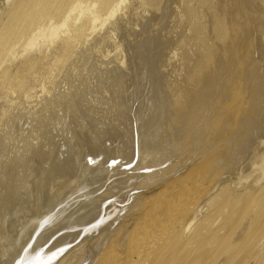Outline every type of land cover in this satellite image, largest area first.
Masks as SVG:
<instances>
[{"label": "bare ground", "instance_id": "1", "mask_svg": "<svg viewBox=\"0 0 264 264\" xmlns=\"http://www.w3.org/2000/svg\"><path fill=\"white\" fill-rule=\"evenodd\" d=\"M261 14L264 0H17L0 15V264H186V254L194 250H188L184 232L197 220V210L191 218L189 211L201 197L194 200L185 190L178 195L173 184L189 186L198 163L201 170L194 176L202 180L220 178V173L212 178V171L229 170L233 160L241 161L243 178L254 174L255 166L264 173L262 113L254 120L256 111L254 116L246 110L254 119L236 125L249 101L261 100L255 109L263 111L264 51H258L259 64L252 54L255 44L248 45L255 34L252 23L264 36ZM148 75L150 104L143 101V90L140 103L152 113L139 110L150 114L146 119L144 112L143 130L138 120L143 112L138 118L132 100ZM224 124L229 133L224 129L227 136L219 143L230 148L222 153L225 146L216 147L211 132ZM210 143L221 155H210L209 145L210 158L203 157ZM202 147L206 161L192 163L198 152L191 151L192 157L187 150ZM121 154L127 164H120L122 158L116 163ZM186 155L188 165L196 166L188 173L189 184L188 176H181L185 170L175 175L179 159L181 169H190ZM177 157L178 167L170 169L184 177L180 185L165 174ZM102 159L117 167H104ZM134 160L142 162L133 166L142 171L140 178L171 164L163 173L171 175L167 180L175 188L169 187L178 196L162 190L166 196L156 199L167 177L161 170L154 172L161 171L160 188L156 180L139 182L135 169L128 179L125 166ZM216 180L211 188L219 187ZM146 182L158 188L151 187L155 201L144 195L149 204L139 198L153 185ZM193 187L202 199L215 190ZM216 191L208 202L216 200ZM140 201L146 211L137 206ZM90 233L99 236L82 242ZM193 241L195 248L202 244ZM193 257L199 264L202 258Z\"/></svg>", "mask_w": 264, "mask_h": 264}, {"label": "rangeland", "instance_id": "2", "mask_svg": "<svg viewBox=\"0 0 264 264\" xmlns=\"http://www.w3.org/2000/svg\"><path fill=\"white\" fill-rule=\"evenodd\" d=\"M17 0H0V15L1 16H3L4 14H5V12H7L10 8H11V6L13 5V3L14 2H16ZM5 11V12H4ZM4 12V13H3ZM3 14V15H2ZM261 15H262V17H261ZM259 17L261 18V20H260V18L258 17V16H255V18L257 17V19H259L260 21H262V20H264V14H261ZM0 16V17H1ZM254 18V17H253ZM263 18V19H262ZM255 21H257L256 19H255ZM254 24H256V23H252L251 24V26H250V31L252 30L255 34H252V39L254 40V42H252V41H250L251 39H248V45L251 47V45L250 44H255L254 46L252 45V47H253V49H254V51L253 50H251V51H253L252 52V54L254 55L253 56V58H254V61L255 62H259V64H261V60L263 61V56H262V58H260V54L261 55H263L262 54V52H261V50H263L264 51V49H263V47L261 48V46H263V42H264V36L262 35V32H260L259 31V29H257V24L254 26ZM253 26V27H252ZM251 27L252 28H254V29H251ZM251 31V32H252ZM262 31V30H261ZM264 31V30H263ZM252 32V33H253ZM258 32V33H257ZM259 32L261 33V35L259 34ZM262 37V39H261V37ZM257 36H259L258 38H257ZM257 39H260V40H258L257 41ZM259 41H260V44H257V43H259ZM263 41V42H262ZM250 42H252V43H250ZM261 42L263 43L262 45H261ZM259 45V46H258ZM259 47V48H258ZM259 50H258V49ZM256 49V50H255ZM261 49V50H260ZM258 51H260L259 53L260 54H258ZM256 52V53H255ZM264 53V52H263ZM264 68V67H263ZM259 71V70H258ZM263 72H264V69H263ZM260 74V73H259ZM259 74L258 73H256V75H258L259 76ZM150 76V78H149V80H151L152 81V77H151V75H148V76H146L145 77V80H146V82L148 83L147 84V86H146V82H144V81H141V82H143V84L141 83V85H140V87H139V89H140V91L138 90L137 91V94H136V96L137 97H134L135 98V101H133L132 100V103L136 106V109H138V110H136L135 109V106L134 107H132L135 111H136V114H137V116H138V111L139 110H141V109H143L144 108V110L145 111H148V113L150 112V114L152 113L151 111H152V109H151V107H150V105H148V104H150V100L149 101H147L148 99H150V98H148V96H151V93L149 94V92L148 91H150L151 92V90H150V84H152V83H150V81L149 80H147L148 79V77ZM149 81V82H148ZM153 82V81H152ZM145 84V85H144ZM145 86V87H144ZM145 88V89H144ZM147 88H149L148 90H146ZM142 90L143 91H146L145 93L147 94V96H145V98L146 99H142L144 102L146 101V102H148V104L146 103H142L143 104V106L141 105V103H140V101L142 102V100H141V96H143L142 94L144 93H142ZM138 92H140V94L138 93ZM149 94V95H148ZM140 95V96H139ZM140 98H139V97ZM148 98V99H147ZM140 99V100H139ZM240 99V98H239ZM241 99H243L244 100V98H241ZM252 99H254V97H252ZM152 101V100H151ZM248 101V100H247ZM259 101H261V100H258V102ZM263 101H264V99H263ZM140 104H139V103ZM252 102H253V105H250V104H252ZM258 102H255V101H249L248 103H250L249 105L246 103V105H247V107L249 106H252L253 108H251V109H247V107H246V109H244V111H243V109H242V111L238 114L239 115V117H238V115H237V120H236V125H238V124H241V123H243V124H245L247 121L248 122H250L251 120H253L254 118V120H256V117L258 118L259 116L261 117V115H262V117L261 118H263L264 117V105L262 104L261 105V107L263 106V111H262V108H261V112L259 111V114H258V110H259V108H260V105L258 106L257 104H258ZM264 103V102H263ZM261 104V103H260ZM131 105V106H132ZM139 105H141V106H139ZM147 105V106H146ZM255 105H256V109H258V110H256L255 109ZM138 106L140 107V109L138 108ZM259 108H258V107ZM148 107H150V109L148 108ZM242 107H244V106H242ZM248 107V108H249ZM147 109H149V110H147ZM256 111V116H255V111ZM144 110H142V112H143V114H142V116L141 117H143L142 119H140L139 118V116H138V120H140V124L139 125H141L142 123H141V121L143 120V119H147L148 118V116H150V114H148V113H146ZM246 110H248V113H250V115L252 114L253 115V113H254V118H252V116H250L248 113H245V112H247ZM251 110H252V113H251ZM250 111V112H249ZM254 111V112H253ZM141 111H139V115H141V113H142ZM146 113V116H145V113ZM262 113V114H261ZM261 114V115H260ZM259 115V116H258ZM144 116H145V118H144ZM243 116H246V117H244L243 118ZM250 116V117H249ZM241 117V118H240ZM247 117H249V119H251L250 121L248 120V118ZM240 118V120L238 121V119ZM247 118V119H246ZM145 119V120H146ZM244 119V120H243ZM145 120H143V122H144V124L146 123L145 122ZM232 120L234 121V118H233V116H232ZM246 120V121H245ZM245 121V122H244ZM254 122V121H253ZM143 125V124H142ZM142 125H141V128L144 130V127H142ZM226 124H224V125H222L221 127H220V131H222V133L219 131V128L218 129H215L216 131H214V133L213 132H211V137H212V135H213V137L214 136H216L215 137V140L217 139V144H216V147L217 146H220V145H218V144H221V147L222 146H225L224 148H222L221 149V147L219 148L218 147V152L220 151V149H221V151L222 150H224V149H226L225 150V152L226 151H228V147L230 148V146H227V148H226V145L223 143H219L220 142V140H221V142L225 139V137L227 136V134L226 133H229V132H227L229 129H227L228 128V126H227V128H225L224 126H225ZM242 125V124H241ZM144 126V125H143ZM145 126H146V124H145ZM223 128V129H222ZM260 128V127H259ZM226 130V133L224 132L225 130ZM143 130H140L141 132L143 131ZM224 130V131H223ZM231 130V129H230ZM239 131H243L242 130V128L239 130ZM144 132V131H143ZM216 132V133H215ZM220 132V134H219V136H217L218 135V133ZM140 135H141V133H139ZM143 134V133H142ZM216 134V135H215ZM224 134V137L222 136V135ZM255 135V134H254ZM253 135V136H254ZM139 136V135H138ZM144 136V134L142 135V136H140L139 137V140H140V138L141 137H143ZM220 139V140H219ZM223 139V140H222ZM141 145H142V143H141ZM209 145H212L213 146V148H214V150L212 151V146H211V153H213V154H211L210 152H208L209 151ZM216 147L214 146V144L213 143H210V144H207V146L205 147L206 149H203L204 147H202V148H195L196 150L197 149H203L202 151H204L205 152V154H204V152H202L201 150L199 151V150H195V151H193V149H188L187 150V153L186 154H191L192 152H198V154L200 155L201 153H203L204 154V156H203V154L202 155H200V156H198V154H197V156H196V154H194V153H192L193 155H194V158L193 159H191L192 161H194V159L197 157L198 159H196L194 162H192V163H195L196 161L197 162H199V160L201 161V160H203L204 158H207L208 156H207V152L208 153H210V155H214V154H219L220 153V155H221V152H219V153H216L217 152V150H216ZM207 148H208V150H207ZM244 148H247V146H245L244 145ZM263 148V147H262ZM242 149V148H241ZM240 149V150H241ZM230 150V149H229ZM240 150H238V152L240 153V154H244V153H241L240 152ZM189 151V152H188ZM192 151V152H191ZM231 151H232V149H231ZM230 152V151H229ZM228 152V153H229ZM222 153H224V151H222ZM227 153V154H228ZM231 153V152H230ZM230 153L228 154V155H230ZM123 154V153H122ZM122 154H121V157L120 158H118L117 159V161H116V163H118L119 161H120V159L122 158H124V155L122 156ZM192 154H191V156H192ZM209 155V156H210ZM187 156V155H186ZM204 158H203V157ZM207 156V157H206ZM217 156V155H216ZM216 156H211L213 159L214 158H216ZM225 156H227V155H225ZM193 157V156H192ZM191 157V158H192ZM200 157H202V158H200ZM187 158H189V159H187ZM208 158H210V157H208ZM207 158V159H208ZM103 160L104 159H102V162H101V164H104L105 162H103ZM139 160V159H138ZM138 160H134V161H136V163L134 164V162H133V164L132 165H127V166H125L126 168H128V170L131 168L132 170L133 169H135L134 167H135V165L136 164H138ZM180 160V162H178ZM178 160V157L176 158V160H175V162H174V164L172 165V166H170V165H168L167 164V167H166V169L168 168V166H170L168 169H169V171L168 172H166L165 171V174H169V173H171V175L173 174L171 171L173 170V172H174V170L178 167V165H179V167H178V169H176V171H175V175H177V174H179V173H181L182 172V170H185V171H183V173L185 172H187L188 170V172L186 173V174H184L183 175V173H181V176H188V173H190L191 175H192V173L190 172V171H192L193 172V174L195 175V174H197V173H195V172H199V171H197L199 168H201V167H199V168H197L198 166H199V163L198 164H195V165H197V167L196 166H191V165H188V160L190 161V157H186V159H185V161L187 162V165L190 167V169H187V167L185 168V169H181V167L183 166V164H182V162H181V159H179ZM205 160V159H204ZM203 160V161H204ZM105 161V160H104ZM123 161H126V163L125 164H127V160H121L119 163L120 164H122L123 163ZM183 161H184V158H183ZM202 161V162H203ZM206 161V160H205ZM176 162H178V163H176ZM202 162H200V166H202L201 165V163ZM118 163V164H119ZM140 163H142V162H140ZM139 163V164H140ZM192 163H189V164H192ZM232 163H233V165H232ZM97 164H99V166H100V163H97ZM115 163H111V164H109L110 165V167H112V165H113V167L115 166V165H117V164H115ZM138 164V165H139ZM166 164V163H165ZM178 164V165H177ZM203 164V163H202ZM241 161L240 160H235V162H234V160L230 163V165L229 166H233V167H229V170L227 169V166L225 167V169L224 170H222L221 172H217V171H212V172H214V173H211V177L212 178H215V176H213L215 173V175H217V173H220L219 175H221L220 176V178L218 177V179H217V177H216V179L217 180H219V181H217L216 179V182L218 183L219 182V184H215V185H219V187H221L222 188V186L220 185V184H225V185H229V186H225L224 188H220V191H216V187H218V186H216V187H214V188H211L212 187V185H211V183L212 184H214L213 182H215V180H211V179H204V180H202L200 177H199V175H198V177L200 178V180H202V181H200L199 180V178L198 177H196V176H194V175H192L193 177L192 178H194V179H196L195 181H194V179H192L191 177H190V174H189V176L188 177H185V179H184V177H182V180L184 179V180H187V182H188V184L190 183L188 180H189V177L191 178L190 179V181H191V183L189 184V186L187 185V183H182V185H180L181 183H180V181L181 182H183L182 180H180L179 179V175H177V176H179V177H177V176H174V175H172V176H174L173 178L175 179V181H174V179H172V178H170V180H173L174 181V183L175 182H178L179 184L178 185H180L179 187L176 185L177 183H175V184H173L175 187H172V185H170V184H172V182L170 181H168L167 180V178L169 179V177H171V175H166L165 176V174L163 173L164 172V170H166L165 168H164V170H162V169H159V168H162L163 166L162 165H164V164H162V165H160L161 167H158L157 169H155V170H161L160 172L162 173L161 175H163L164 174V176L163 177H166L165 179H163V181H165L164 182V184L165 183H168V184H166V185H164L163 184V181L162 180H160V181H158V178L159 177H161V178H159V179H162V176H159V175H157V174H159V173H154L155 172V170L154 171H152V170H149V173L150 174H148L147 176L145 175V176H143V177H145V179H141V178H143V177H141L140 178V173H138V172H142V171H138L137 172V169H135V171L133 172V174L131 173L132 172V170L130 169V171H128V175L130 176H128L127 174H125L126 175V177H124L125 175H121L122 177H124V178H128V179H130L132 176L131 175H133V176H135V172H137V174L139 175V178H138V180H140L139 182H142V180H145V181H155L156 180V183H157V185H158V187L160 188V185L161 184H163V185H161L162 187H161V190H157L158 188L156 187V185H154L152 182H146L147 184H153L152 186H150V188L148 189L147 187H146V189L148 190H146L147 191V193L144 191L143 192V194L142 195H140L139 196V198L140 197H142V199L140 198V200H142V202L143 201H145L146 202V200L147 199H145L144 200V198H145V196L147 197V198H149L148 200L150 201L152 198H154L155 199V194H154V192L153 191H155V190H153L154 188L153 187H156L155 189L157 190V193L159 194H163V195H165L164 194V192L166 193V195H169V194H171V196H178V195H180L181 193L180 192H182L183 190H185V191H183V194L185 193V195H189L191 198H193L194 200H196L197 198L198 199H200V197H201V200H199L198 201V199H197V203L196 202H194V204H193V207L192 208H195L194 210L193 209H190V211H189V216H190V218H191V215H194L195 213H196V211L195 210H197V215L196 216H198L197 217V220H199L200 221V223H198L197 222V220L195 221V223H196V225H197V227H195L196 225H195V223L193 224V226L192 227H194V228H192L191 227V229L190 230H186L185 232H184V237L185 236H187V239H189V241L191 242V244H190V246H187L188 247V250L189 251H197V253L198 254H195L194 255V251L192 252L193 253V256H195V258L197 257V256H199V257H201L202 259H201V261H200V263L199 264H264V199L261 201V198L263 197L264 198V196H262L263 194H264V173H263V175H262V172L261 171H259L258 172V170H260V169H258V167L259 166H255V168H257L253 173L254 174H252V175H254V176H248V177H250L249 179H248V177H246L247 179H248V181H244V182H242L241 184H239L240 183V180H245L246 178H245V175H244V178H243V173H242V166H241ZM105 165H107V166H109L108 164H107V162L104 164V167H105ZM138 165H136V168H138L137 166ZM140 165H142V164H140ZM175 165L177 166V167H175ZM186 165V163L184 164V166ZM96 166V165H95ZM102 167H103V165H101ZM119 166V165H118ZM132 166V167H131ZM134 166V167H133ZM143 166V165H142ZM165 166V165H164ZM115 167H117V166H115ZM124 167V168H125ZM171 167H175V169H173L172 168V170L170 169ZM188 167V168H189ZM195 168L196 167V169H192V168ZM203 167V166H202ZM262 167H264V166H262ZM183 168V167H182ZM180 169V170H179ZM187 169V170H186ZM192 169V170H191ZM181 171V172H180ZM195 171V172H194ZM258 173H257V172ZM105 173H104V175L107 173V171L105 170L104 171ZM158 172V171H157ZM148 173V172H147ZM146 173V174H147ZM103 174V173H102ZM136 174V176H138ZM152 174H155V177H156V175L158 176V177H156L155 179H153L154 178V176H153V178L151 177V175ZM199 174V173H198ZM258 174V175H257ZM128 176V177H127ZM201 176V175H200ZM151 178V179H148V178ZM179 179L178 181H177V179ZM211 177H208V178H211ZM257 177V178H256ZM186 178H188V179H186ZM256 178V180H255V182H254V179ZM115 179V178H114ZM116 179H119V176L116 178ZM120 179H121V177H120ZM123 179V178H122ZM128 179H125V180H128ZM193 180V181H192ZM231 180V181H230ZM242 180V181H243ZM162 181V182H161ZM209 181H211V182H209ZM221 181H223V182H221ZM227 181V182H226ZM252 181V182H251ZM104 182V181H103ZM103 182H101L100 183V186H103L102 184H103ZM139 182H137L138 183V185H139ZM186 182V181H185ZM193 182V183H192ZM199 182H201L200 184H202L203 185V188H204V190H206L205 188L207 187V190H208V187L210 188V189H215L214 191H216L215 192V195H213V196H215V197H217V195L216 194H218V197L216 198V200L214 199V201L212 200H210V202H208V200H209V197H210V195H211V193H214V191L213 192H211L210 193V191H212V190H206L208 193H210V195H209V197H207V196H204L203 195V199H202V196L200 195H198V194H194V192H192V188H194L193 187V184H194V186H195V183H196V187L197 186H201L200 187V189H202V185H200V184H198L197 185V183H199ZM247 184H246V183ZM127 183V182H126ZM137 183H136V185H137ZM145 183V184H146ZM161 183V184H160ZM204 183V184H203ZM149 184V185H150ZM188 186V189H186V188H182V186ZM192 184V185H191ZM209 186H208V185ZM236 184V186H234ZM250 184V185H249ZM136 185H133V187H132V189H134L135 188V186ZM207 185V186H206ZM215 185H213V186H215ZM96 185H94L93 187L95 188V189H98V187L96 186ZM163 186H166L165 187V189H164V187ZM167 186H168V188H167ZM172 187V188H175V189H179L178 190V192H179V194L178 195H175V192L172 190V189H170V187ZM204 186H206V187H204ZM93 187H91V189L93 188ZM137 187V186H136ZM151 187L153 188V189H151ZM198 187V188H199ZM218 187V188H219ZM230 189H229V188ZM93 188V189H94ZM100 188V187H99ZM163 188V189H162ZM166 188L167 189H170L169 191L168 190H166ZM182 188V189H181ZM190 188V189H189ZM92 189V190H93ZM104 190L105 189H102L101 190V192H99V194H103L104 193ZM151 190V191H150ZM162 190H164V192L162 191ZM190 192H192L193 194H187L189 191ZM203 190V189H202ZM233 190V191H232ZM150 191V192H149ZM167 191H168V194H167ZM171 191H173V192H171ZM232 191V193H230ZM149 192V193H148ZM153 192V193H152ZM161 192H163V193H161ZM156 193V194H157ZM173 193V194H172ZM145 194H147V195H145ZM152 194V195H151ZM157 194V196H156V199L158 200L159 198H161V197H163V195L160 197V194L158 195ZM182 194V195H183ZM207 194V193H206ZM145 195V196H144ZM148 195H151V198L148 196ZM165 195V196H166ZM197 195V196H196ZM208 195V194H207ZM173 196V197H174ZM194 196H196L197 198L195 199L194 198ZM206 197V198H205ZM215 197H212V198H215ZM261 197V198H260ZM136 198V197H135ZM137 198H138V196H137ZM138 198V199H139ZM211 198V199H212ZM137 199V200H138ZM154 199H152L153 201H155ZM207 201H206V200ZM149 201H147L148 202V204H149ZM153 201H151V203H153ZM256 201H260V202H262V203H257ZM141 202V201H140ZM137 202L136 204H137V206L140 208H142L143 210H147V209H145V207L143 206V203H145V202ZM146 202V203H147ZM139 203V204H138ZM145 203V204H146ZM155 203V202H154ZM157 203H158V201H157ZM196 203V204H195ZM208 205H207V204ZM140 204H141V206H140ZM197 204H199V205H197ZM216 204V205H215ZM153 206L154 204H150V206ZM197 205V207L198 206H200L201 205V207H195V206ZM207 205V206H206ZM214 205V206H213ZM136 206V207H137ZM144 208H143V207ZM149 205L147 206L146 205V207H150ZM203 206V207H202ZM137 207V208H138ZM136 208V210H139V211H141V209H137ZM199 208H201L200 210H199ZM192 211V212H191ZM194 213V214H193ZM203 216V217H202ZM201 217V218H200ZM160 218H164L163 216H161ZM199 218V219H198ZM202 220V221H201ZM204 221V222H203ZM134 222H138V220H136V221H134ZM201 222H203V223H201ZM215 223V224H214ZM201 224V225H200ZM199 225V226H198ZM212 225H213V227H212ZM213 230H212V229ZM195 229V230H194ZM104 230V229H103ZM187 231H189V232H187ZM192 231V232H191ZM102 229H101V231H100V235L102 234ZM99 233V232H98ZM196 233H197V235H196ZM198 233H199V235H198ZM262 234V235H261ZM96 235H98V234H94V233H90L89 235H86V236H84V239H82V242H86L87 240H89L90 241V239L91 240H94L97 236ZM99 236V235H98ZM242 236H243V238H242ZM241 237V238H240ZM186 238V237H185ZM85 240V241H84ZM193 240H197V241H202V244H201V246H199V247H197V248H195L196 247V243L193 241ZM189 242V243H190ZM188 243V244H189ZM76 244H80V241H79V243L78 242H75L74 244H72V246H75L76 247ZM192 244H194V245H192ZM191 245H192V247H191ZM194 246V247H193ZM74 247V248H75ZM189 247H190V249H189ZM200 247H202V248H200ZM194 248V249H193ZM199 248V251L200 252H198V249ZM73 250V249H72ZM101 250L99 249V250H97L96 251V255H99V253H101L100 252ZM186 251V250H185ZM99 252V253H98ZM187 253V252H186ZM192 253H187L186 255H188V254H190V255H192ZM201 254V255H200ZM189 255V257H188V260L186 261V264H194L193 263V259H194V257L193 256H190ZM193 258V259H192Z\"/></svg>", "mask_w": 264, "mask_h": 264}]
</instances>
